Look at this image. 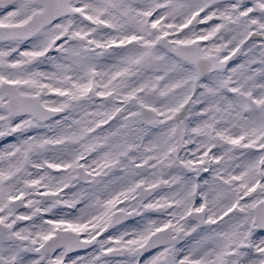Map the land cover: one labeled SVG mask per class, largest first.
Here are the masks:
<instances>
[{
  "label": "snow or ice",
  "instance_id": "obj_1",
  "mask_svg": "<svg viewBox=\"0 0 264 264\" xmlns=\"http://www.w3.org/2000/svg\"><path fill=\"white\" fill-rule=\"evenodd\" d=\"M0 264H264V0H0Z\"/></svg>",
  "mask_w": 264,
  "mask_h": 264
}]
</instances>
